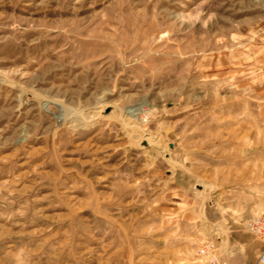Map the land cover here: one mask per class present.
<instances>
[{
    "label": "rangeland",
    "instance_id": "rangeland-1",
    "mask_svg": "<svg viewBox=\"0 0 264 264\" xmlns=\"http://www.w3.org/2000/svg\"><path fill=\"white\" fill-rule=\"evenodd\" d=\"M191 124L264 142V0H0V264L221 258L167 214Z\"/></svg>",
    "mask_w": 264,
    "mask_h": 264
},
{
    "label": "crops",
    "instance_id": "crops-1",
    "mask_svg": "<svg viewBox=\"0 0 264 264\" xmlns=\"http://www.w3.org/2000/svg\"><path fill=\"white\" fill-rule=\"evenodd\" d=\"M224 97L219 93L211 102L216 111L212 113L219 112L221 117L226 108L237 109L240 104ZM208 112L194 114L191 119L202 121L203 116L212 115ZM208 127L206 124L190 125L188 163L173 173L174 193L170 200L173 209L167 214L176 216L180 222L204 228L206 232L209 229L214 232V223L226 228V238L218 241L224 264H264L259 260L264 241L248 226L254 216L264 213V142L240 143L234 141L236 134L215 133ZM262 134L253 130L251 136ZM202 135L206 140L201 149L196 143L193 145L192 138ZM201 184L204 194L200 192ZM188 264L203 263L192 261Z\"/></svg>",
    "mask_w": 264,
    "mask_h": 264
},
{
    "label": "built area",
    "instance_id": "built-area-1",
    "mask_svg": "<svg viewBox=\"0 0 264 264\" xmlns=\"http://www.w3.org/2000/svg\"><path fill=\"white\" fill-rule=\"evenodd\" d=\"M249 230L257 237L264 241V213L254 216L249 222ZM218 249L216 241L206 239L202 246L198 249V255L204 257L207 264H224L221 258L217 256ZM259 260L264 262V251L259 256Z\"/></svg>",
    "mask_w": 264,
    "mask_h": 264
},
{
    "label": "bare ground",
    "instance_id": "bare-ground-1",
    "mask_svg": "<svg viewBox=\"0 0 264 264\" xmlns=\"http://www.w3.org/2000/svg\"><path fill=\"white\" fill-rule=\"evenodd\" d=\"M141 106L142 105H138V106H135V107H131V109L128 112H132L133 114L139 113V111L141 110Z\"/></svg>",
    "mask_w": 264,
    "mask_h": 264
}]
</instances>
